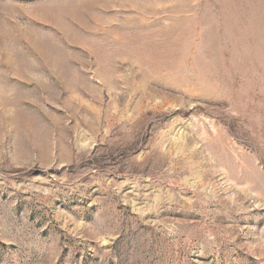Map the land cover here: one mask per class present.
I'll use <instances>...</instances> for the list:
<instances>
[{"label": "rangeland", "instance_id": "rangeland-1", "mask_svg": "<svg viewBox=\"0 0 264 264\" xmlns=\"http://www.w3.org/2000/svg\"><path fill=\"white\" fill-rule=\"evenodd\" d=\"M0 264H264V0H0Z\"/></svg>", "mask_w": 264, "mask_h": 264}]
</instances>
